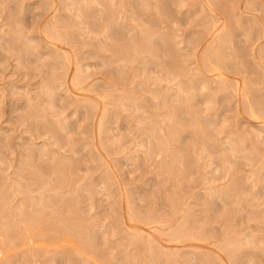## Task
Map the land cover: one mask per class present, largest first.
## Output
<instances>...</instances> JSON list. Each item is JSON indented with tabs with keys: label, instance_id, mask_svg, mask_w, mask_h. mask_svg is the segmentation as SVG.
Instances as JSON below:
<instances>
[{
	"label": "rangeland",
	"instance_id": "rangeland-1",
	"mask_svg": "<svg viewBox=\"0 0 264 264\" xmlns=\"http://www.w3.org/2000/svg\"><path fill=\"white\" fill-rule=\"evenodd\" d=\"M0 214V264H264V0H0Z\"/></svg>",
	"mask_w": 264,
	"mask_h": 264
},
{
	"label": "bare ground",
	"instance_id": "bare-ground-1",
	"mask_svg": "<svg viewBox=\"0 0 264 264\" xmlns=\"http://www.w3.org/2000/svg\"><path fill=\"white\" fill-rule=\"evenodd\" d=\"M157 2H159V1H157ZM211 4H212V3H211ZM221 6H222V5H221ZM156 7H157V6H156ZM147 8H148V7H147ZM155 10H156V8H155ZM55 12H56V11H55ZM135 12H136V11H135ZM141 12H142V11H141ZM110 13H111V12H110ZM110 13H109V14H110ZM148 15H149V14H148ZM107 16H108V15H107ZM138 17H139V16H138ZM161 17H162V16H161ZM108 20H109V19H108ZM142 20H143V19H142ZM205 20H206V19H205ZM106 21H107V20H106ZM137 21H138V20H137ZM109 22H110V21H109ZM138 22H139V21H138ZM142 22H143V21H142ZM144 22H145V21H144ZM212 22H213V21H212ZM212 22H210V23H212ZM54 23H55V22H54ZM46 24H47V23H46ZM106 24H107V23H106ZM208 24H209V23H208ZM151 25H152V24H151ZM210 25H211V24H210ZM201 26H202V25H201ZM45 27H46V26H45ZM105 29H106V28H105ZM208 30H209V29H208ZM46 31H47V30H46ZM46 33H48V31H47ZM55 33H56V32H55ZM47 35H48V34H47ZM64 35H65V34H64ZM153 36H154V35H153ZM56 37H58V36H55V39L58 40ZM64 37H66V36H64ZM215 37H216V36H215ZM59 38H60V37H59ZM61 38H62V37H61ZM212 40H213V39H212ZM219 40H220V39H219ZM227 40H228V39H227ZM57 42H58V41H57ZM211 42H212V41H211ZM217 43H218V42H217ZM220 43H221V42H220ZM211 44H212V43H211ZM222 44H223V42H222ZM227 44H228V42H227ZM209 45H210V43H209ZM224 45H225V44H224ZM52 46H53V45H52ZM210 46H211V45H210ZM225 46H227V45H225ZM211 47H212V46H211ZM221 47H224V46H221ZM125 48H126V47H125ZM208 49H210V48H208ZM223 49H224V48H223ZM119 50H120V49H119ZM167 50H168V49H167ZM210 50H211V49H210ZM59 51H61V50H59ZM208 51H209V50H208ZM119 52H122V50L119 51ZM220 52H221V51H220ZM115 53H116V52H115ZM123 53H124V51H123ZM123 53H122V54H123ZM208 53H209V52H208ZM208 53H207V54H208ZM239 53H240V52H239ZM239 53H238V55H239ZM242 53H244V51H242ZM65 54H67V52H66ZM74 54H75V53H74ZM120 54H121V53H120ZM57 55H58V54H57ZM58 56H59V55H58ZM66 56H67L66 58H68V55H66ZM207 56L209 57V55H207ZM207 56H206V57H207ZM221 56H222V55H221ZM59 57H60V56H59ZM203 57H204V56H203ZM240 57H241V56H240ZM170 58H171V57H170ZM74 59H75V58H74ZM200 59H201V58H200ZM204 59H206V58H204ZM221 59H222V57H221ZM62 60H63V59H62ZM66 60H67V59H66ZM171 60H173V59H171ZM208 60H209V61H212V60H210L209 58H208ZM174 61H175V60H174ZM200 61H201V60H200ZM177 62H178V61H177ZM212 62H213V61H212ZM212 62H211V63H212ZM64 63H65V62H64ZM172 63H173V62H172ZM211 63H210V64H211ZM175 64H176V63H175ZM172 66H174V65H172ZM175 66H176V65H175ZM175 66H174V67H175ZM181 66H183V65H181ZM187 66H188V64H187ZM182 68H183V67H182ZM182 68H181V69H182ZM218 68H219V67H218ZM186 69H187V68H186ZM223 69H224V68H223ZM223 71H224V70H223ZM174 72H176V71H174ZM184 72H185V71H184ZM184 72H183V73H184ZM62 74H63V73H62ZM179 74H180V73H179ZM184 74H185V73H184ZM61 76H62V75H61ZM65 76H66V75H65ZM205 77H206V76H205ZM179 78H180V77H179ZM182 78H183V76H182ZM74 81H76V80H73V83H74ZM78 81H79V80H77L76 83H79V84H80L81 82H78ZM191 81H192V80H191ZM204 81H205V80H204ZM222 82H223V81H222ZM71 83H72V82H71ZM76 83H74V84H76ZM199 83H200V82H199ZM204 83H205V82H204ZM79 84H78V86L82 85V84H80V85H79ZM235 84H236V83H235ZM76 85H77V84H76ZM90 85H92V84L90 83ZM204 85H205V84H204ZM92 86H93V85H92ZM92 86H91V87H92ZM244 87H245V86H244ZM80 88H81V87H80ZM224 88L226 89V87H224ZM245 89H246V87H245ZM78 90H79V89H78ZM90 90H91V89H90ZM241 90H242V89H241ZM91 92H92V90H91ZM244 94H245V93H244ZM242 95H243V94H242ZM244 97H245V96H244ZM244 97H243V98H244ZM241 98H242V97H241ZM243 101H244V100H243ZM243 101H242V102H243ZM95 103H96V102H95ZM103 107H104V106H103ZM105 107H106V106H105ZM241 107H242V106H241ZM258 109H259V108H258ZM262 109H263V108H262ZM104 110H105V109H104ZM244 110H245V109H244ZM35 111H36V110H35ZM243 112H244V111H243ZM262 112H263V111H262ZM262 112H260V114H262ZM256 114H257V113H256ZM45 123H46V122H45ZM43 126H44V125H43ZM47 126H48V125H47ZM103 128H104V127H103ZM42 130H43V129H42ZM156 147H158V146H156ZM161 147H162V146H161ZM160 150H161V149H160ZM161 151H163V149H162ZM61 164H62V163H61ZM66 165H67V164H66ZM57 167H58V166H57ZM60 169H61V168H60ZM63 169H64V168H63ZM65 170H66V169H65ZM133 213H134V212H133ZM0 216H1V214H0ZM2 216H3V215H2ZM24 216H25V215H24ZM28 218H29V217H28ZM30 218H31V217H30ZM0 219H1V218H0ZM5 219H6V218H5ZM25 219H26V218H25ZM25 219H24V220H25ZM28 221H29V220H28ZM70 221H72V220H70ZM2 222H3V221H2ZM43 222H44V221H43ZM65 222H66V221H65ZM68 222H69V221H68ZM68 222H67V223H68ZM15 223H16V222H15ZM34 223H35V222H34ZM8 224H9V223H8ZM41 224H42V223H41ZM64 224H65V223H64ZM146 224H147V222H146ZM1 225H2V224H1ZM18 225H19V224H18ZM20 225H21V224H20ZM25 225H26V224H25ZM61 225H62V224H61ZM61 225H60V226H61ZM166 225H167V224H166ZM9 226H10V224H9ZM9 226H5V229H6V230H10V231L12 232V229H13V228H12V226H11V227H9ZM23 226H24V225H23ZM40 226H41V225H40ZM51 226H52V225H51ZM51 226H50V227H51ZM173 226H174V225H173ZM19 227H20V226H19ZM28 227H29V226H28ZM30 227H31V226H30ZM64 227H65V225H64ZM161 227H162V226H161ZM163 227H164V224H163ZM3 228H4V226H3ZM72 228H73V227H72ZM59 229H60V228H59ZM63 229H64V228H63ZM69 229H70V228H69ZM73 229H74V228H73ZM93 229H94V228H93ZM3 230H4V229H3ZM45 230H46V229H45ZM153 230H154V229H153ZM20 231H21V230H20ZM26 231H27V230H26ZM37 231H38V230H37ZM62 231H64V230H62ZM65 231H66V230H65ZM65 231H64V232H65ZM81 231H82V230H81ZM168 231H169V230H168ZM21 232H22V231H21ZM24 232H25V231H24ZM79 232H80V230H79ZM79 232L77 231V233H79ZM173 232H174V231H173ZM1 233H2V232H1ZM1 233H0V234H1ZM8 233L10 234V232H8ZM143 233H144V232H143ZM3 234H6V235H7V233H3ZM37 234H38V233H37ZM63 234H64V233H63ZM130 234H131V233H130ZM144 234H145V233H144ZM11 235H12V233H11ZM23 235H24V234H23ZM39 235H40V234H39ZM45 235H46V234H45ZM69 235H70V233H69ZM85 235H86V234H85ZM132 235H133V234H132ZM7 236H8V235H7ZM12 236H13V235H12ZM41 236H42V234H41ZM49 236H50V235H49ZM172 236H173V235H172ZM172 236H171V237H172ZM8 237H9V236H8ZM79 237H80V235H79ZM91 237H92V236H91ZM133 237H134V236H133ZM70 238H71V237H70ZM70 238H69V239H70ZM77 238H78V237H77ZM94 238H95V237H94ZM6 239H7V238H6ZM10 239H12V237H11ZM79 239H80V238H79ZM90 239H91V238H90ZM132 239H133V238H132ZM7 240H8V239H7ZM81 240H82V239H81ZM81 240H80V241H81ZM172 240H173V239H172ZM188 240H189V239H188ZM198 240H199V239H198ZM195 241H196V240H195ZM200 241H201V240H200ZM0 242H1V241H0ZM3 242H4V241H3ZM81 242H82V241H81ZM154 242H155V241H154ZM38 243H39V242H38ZM1 244H2V243H1ZM1 244H0V245H1ZM15 244H16V243H15ZM41 244H42V242H41ZM80 244H81V243H80ZM23 245H24V244H23ZM89 245H90V244H89ZM153 245H154V243H153ZM9 246H10V245H9ZM13 246H15V245H13ZM84 246H85V245H84ZM8 248H9V247H8ZM13 248H14V247H13ZM84 248H85V247H84ZM89 248H90V247H89ZM144 248H145V247H144ZM82 249H83V248H82ZM136 249H137V247H136ZM154 249H155V247H154ZM199 249H200V248H199ZM143 250H144V249H143ZM156 250H157V249H156ZM156 250H155V251H156ZM160 250H161V249H160ZM90 251H91V250H90ZM158 252H159V250H158ZM154 255H155V254H154ZM156 256H157V255H156ZM74 257H75V256H74ZM153 258H154V257H153ZM71 259H72V258H71ZM155 259H157V258H155Z\"/></svg>",
	"mask_w": 264,
	"mask_h": 264
}]
</instances>
